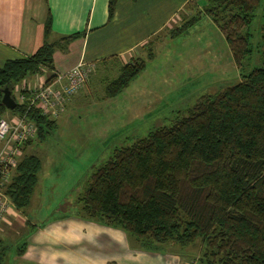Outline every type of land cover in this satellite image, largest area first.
Here are the masks:
<instances>
[{
  "label": "trees",
  "instance_id": "trees-1",
  "mask_svg": "<svg viewBox=\"0 0 264 264\" xmlns=\"http://www.w3.org/2000/svg\"><path fill=\"white\" fill-rule=\"evenodd\" d=\"M116 2L107 0V21ZM260 3L264 0H207L201 10L189 18L182 16L177 26L169 28L168 37L182 34L204 14L219 28L240 68L252 51L248 26ZM262 18L261 65L238 71L236 83L201 95L169 125L113 149L88 175L75 199L76 216L121 229L146 251H157L166 243L185 247L198 239L197 264H264V13ZM83 34L51 39L47 13L40 46L0 66V99L6 87L15 101L12 110L0 102V117L25 108L12 95L14 84L43 72L46 83L52 80L54 50H63ZM152 44L151 39L142 45L143 57L119 65L103 97H114L143 71L153 57ZM27 116L36 126L35 137L23 144L4 188L18 211L29 205L41 169L40 158L26 148L34 140H44L56 125L54 118L34 108ZM23 248L24 243L15 253L19 255ZM6 251L1 238L0 264Z\"/></svg>",
  "mask_w": 264,
  "mask_h": 264
},
{
  "label": "rangeland",
  "instance_id": "rangeland-1",
  "mask_svg": "<svg viewBox=\"0 0 264 264\" xmlns=\"http://www.w3.org/2000/svg\"><path fill=\"white\" fill-rule=\"evenodd\" d=\"M191 1L170 28L177 26L182 16L189 18L207 3V0ZM263 13L264 3H260L248 26L252 51L240 68L235 65L219 28L208 16L200 14L182 34L173 38L166 35L155 44L153 57L146 61L145 69L114 97L103 95L107 82L117 76L121 62L112 60L92 71L87 86L73 96L57 118L54 117L55 127L44 140H34L27 149L38 156L42 164L30 203L22 210L26 218L40 225L55 212L75 213V199L88 175L113 149L130 144L155 127L169 125L176 116L185 115L201 95L232 85L239 79L238 71L244 73L261 65L259 28ZM167 30L165 28L164 34ZM43 77L42 74L28 76L13 85V97L16 96L14 88L32 85ZM23 237L6 241L4 264L11 263ZM171 245L176 248L182 264H197L198 239L185 247ZM164 252L167 253V249Z\"/></svg>",
  "mask_w": 264,
  "mask_h": 264
},
{
  "label": "crops",
  "instance_id": "crops-1",
  "mask_svg": "<svg viewBox=\"0 0 264 264\" xmlns=\"http://www.w3.org/2000/svg\"><path fill=\"white\" fill-rule=\"evenodd\" d=\"M188 3L192 1L117 0L107 21V0H0V66L7 59L30 55L40 46L47 13L51 17V39L84 32L63 50H54L55 74L65 72L79 61L91 63V72H95L112 60L124 63L133 57H143L142 45L152 39L154 46L165 39L168 34L163 31L179 20ZM92 75L64 102L58 114L87 86ZM52 86L57 87L58 83ZM23 235V251L19 255L14 253L10 264H182L171 244L161 245L166 246L167 253L162 247L149 253L123 230L74 213L55 212L38 225L29 221L23 211L9 207L0 223L2 244Z\"/></svg>",
  "mask_w": 264,
  "mask_h": 264
},
{
  "label": "built area",
  "instance_id": "built-area-1",
  "mask_svg": "<svg viewBox=\"0 0 264 264\" xmlns=\"http://www.w3.org/2000/svg\"><path fill=\"white\" fill-rule=\"evenodd\" d=\"M91 70V63L79 61L65 72L54 74L47 83L44 77L32 85L14 88L16 101L25 104V108L21 113H6L0 117V223L4 221L7 209L12 207L4 188L23 153V144L32 140L36 133V126L28 119L27 111L34 108L42 115L56 117L64 102L83 85ZM62 78L65 80L63 83L60 82ZM54 83L58 86L53 87Z\"/></svg>",
  "mask_w": 264,
  "mask_h": 264
},
{
  "label": "water",
  "instance_id": "water-1",
  "mask_svg": "<svg viewBox=\"0 0 264 264\" xmlns=\"http://www.w3.org/2000/svg\"><path fill=\"white\" fill-rule=\"evenodd\" d=\"M2 95L0 102L8 110H12L15 107V101L11 97L10 91L5 87L2 89Z\"/></svg>",
  "mask_w": 264,
  "mask_h": 264
}]
</instances>
